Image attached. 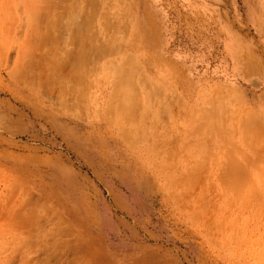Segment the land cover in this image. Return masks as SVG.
Instances as JSON below:
<instances>
[{
  "label": "rangeland",
  "instance_id": "374dc122",
  "mask_svg": "<svg viewBox=\"0 0 264 264\" xmlns=\"http://www.w3.org/2000/svg\"><path fill=\"white\" fill-rule=\"evenodd\" d=\"M84 2L74 85L62 0H0V264H264V0Z\"/></svg>",
  "mask_w": 264,
  "mask_h": 264
},
{
  "label": "bare ground",
  "instance_id": "6f19581e",
  "mask_svg": "<svg viewBox=\"0 0 264 264\" xmlns=\"http://www.w3.org/2000/svg\"><path fill=\"white\" fill-rule=\"evenodd\" d=\"M77 1H80V0H77ZM82 1H85L86 2V0H81V2ZM90 3H91V1L90 0H88ZM75 2V1H74ZM81 2H77V3H79V5L76 3V5H78V7H79V9H80V11H79V9H78V7L76 8V10H75V7L73 6V8H71L72 7V3L70 4V6L71 7H69V3H67V5L68 6H64L63 4H64V2H63V0H62V4L60 5L59 4V7H60V9H62L63 11H61V12H63V13H61V15H60V12H59V14H57V12H56V14L57 15H59L57 18V22L55 23V25H56V29L54 28V27H52V28H54L55 30H56V36H58V41L56 42L57 44H56V49H59V47H61L62 45H64V44H68V45H70V47H68L69 49H66V50H64V49H62V47H61V49H62V52H61V56H60V52L57 54H54V56L55 55H57V56H59V58H54L53 56V58L54 59H56V60H58L57 61V65L59 64V66L61 67V69L60 70H65V71H63L64 73H66L65 75H67V77H69L71 80L73 79V81H71L74 85H76V84H78V83H81V82H83V83H85V80H88V79H86V76H87V72L88 71H86V70H84L83 68H81L80 66L82 65V63H84V62H86V60H88L89 58H87V56H89L90 54H91V57L92 58H94V59H96L97 61L99 60V58L101 57V55H102V53L104 52V51H107V50H109L110 52H112V50L114 49V51H115V47L113 46V43H111V41L110 40H105V39H108V38H104L103 40H100V38H96V34H97V30H95L96 28L98 29V26H97V24H93V22H91V20L93 21L94 19H95V17H94V19H91L93 16H95V15H97V13H95V9H90L91 10V14H93V15H86L87 14V12H86V14H82V10H83V7H81ZM84 2V3H85ZM88 2V3H89ZM89 3V4H90ZM93 3H95L94 2V0H93ZM86 4V3H85ZM63 5V6H62ZM83 5V4H82ZM87 5V4H86ZM91 5H92V3H91ZM85 6V5H84ZM58 7V4H57V6H55L54 8H57ZM69 9H68V8ZM90 7V6H89ZM52 8V7H51ZM90 8H93V7H90ZM58 9V8H57ZM85 9H86V6L84 7V12H85ZM97 9V8H96ZM72 10H74V11H72ZM92 10H94V11H92ZM48 11V10H47ZM53 11V10H52ZM69 12V14H68V12ZM96 11H98V10H96ZM50 12V11H49ZM72 12H74L73 14H72ZM81 12V13H80ZM93 12V13H92ZM40 13H42V12H40ZM51 13V12H50ZM94 13H95V15H94ZM43 14H44V12H43ZM43 14H41V15H43ZM66 14H68V16L66 15ZM40 15V16H41ZM54 15H55V13H54ZM53 14H52V17L54 16ZM84 16V18H83V16ZM103 15V14H102ZM44 16H45V14H44ZM82 16V17H81ZM86 16H88V17H91L90 18V20H87V21H89V23L91 22V26H90V24L89 23H87V21H85L86 19ZM43 17V16H42ZM48 17H50V15L48 16ZM74 17H76V20L74 19ZM54 19V18H53ZM54 20V21H55ZM49 21H50V19H49ZM51 22V21H50ZM49 22V23H50ZM52 24H54L53 22H52ZM50 25V24H49ZM88 26H89V28H88ZM106 26H108V25H106ZM87 28V29H86ZM91 28V29H90ZM108 29V28H107ZM55 32V31H54ZM102 32V31H101ZM109 32H110V30H109ZM52 33V32H51ZM62 33H63V36L65 35V37H63L62 36ZM58 34V35H57ZM73 34V35H72ZM54 35V40H56V36ZM50 36H51V34H50ZM49 36V37H50ZM118 36V35H117ZM51 39H52V37H51ZM50 39V40H51ZM51 42H53V40L51 41ZM53 45V44H52ZM51 45V46H52ZM54 46V45H53ZM119 47V46H118ZM51 49H53V48H51ZM55 49V51H51V53L52 52H56L57 50ZM60 49V50H61ZM59 50V51H60ZM108 51V52H109ZM49 53V52H48ZM48 55V54H47ZM51 55V54H50ZM49 56V55H48ZM90 57V56H89ZM50 58V57H49ZM92 58H90L89 60H91V62L93 61L92 60ZM54 62V61H53ZM59 62V63H58ZM87 62H89L90 63V61H87ZM112 62V61H111ZM124 62V61H123ZM113 64L115 63V62H112ZM125 63H126V61H125ZM45 64H47V63H45ZM48 64H50L49 62H48ZM124 65V64H123ZM133 65H135V64H133ZM136 66V65H135ZM84 67H86V66H84ZM88 67V66H87ZM116 67H117V69H114V73H116L117 72V74H118V77L116 78V80H117V83H116V87L115 88H117V90L118 91H120L121 90V88H122V91H123V89H126V88H130L131 87V83H133V82H128L129 81V78H131V77H129L128 78V81H127V76L124 74V72L125 71H122V70H118V69H120V66L118 65H116ZM134 67V66H133ZM137 67V66H136ZM135 67V68H136ZM134 68V69H135ZM138 69V68H137ZM139 70V69H138ZM137 72V71H136ZM30 74H31V72H30ZM110 74H112V73H110ZM133 74H135V73H133ZM137 74V73H136ZM131 75V74H130ZM143 75V74H142ZM140 78H141V76H140ZM132 79H134V77L132 78ZM141 79H144L143 77L141 78ZM140 80V79H139ZM131 81V80H130ZM132 81H134V80H132ZM87 82L88 81H86V84H87ZM140 82V81H139ZM141 82H143V81H141ZM144 82H146V80L144 81ZM83 83H81V85L83 84ZM147 83V82H146ZM135 84V87H136V82L134 83ZM134 84H132V85H134ZM148 84V83H147ZM146 84V85H147ZM80 85V86H81ZM85 86V85H84ZM87 86V85H86ZM71 86H69V88H70ZM72 87H75V89L73 88H71L72 89V91L74 92L73 94H77L79 91H76L77 90V88H76V86H72ZM120 88V89H119ZM132 88H134V87H132ZM135 89H138V87L137 88H135ZM152 89V88H151ZM154 89L156 90V88L154 87ZM155 90H154V93H155ZM159 90V89H158ZM118 91H117V93H118ZM122 91H120L119 93H121ZM131 91V90H130ZM135 91V90H134ZM133 91V92H134ZM138 91V90H137ZM163 91V90H162ZM124 92V91H123ZM121 93V97L122 98H124V99H122L121 98V100L119 99V101H121L122 102V105L123 104H127L125 101H128V99L126 98L127 97V94H128V92L126 93V92H124V93ZM139 92V91H138ZM117 93H116V95H117ZM132 93V92H131ZM136 93V92H135ZM151 93H152V91H151ZM151 93L149 92V96L151 95ZM160 94H161V91L159 92ZM66 94V93H65ZM122 94H124L126 97H123L122 96ZM130 94V93H129ZM153 94V93H152ZM138 95H140L139 93H138ZM137 95V96H138ZM155 95H157V94H155ZM64 95H62V97H63ZM71 96V95H70ZM69 96V97H70ZM129 96V95H128ZM131 96V95H130ZM133 96H134V94H133ZM136 96V95H135ZM134 96V97H135ZM152 96V95H151ZM173 96V95H172ZM60 97H61V95H60ZM65 97V96H64ZM64 97H63V99H64ZM134 97H132L131 96V98L133 99ZM138 97H140V96H138ZM160 97V96H159ZM166 97V96H165ZM119 98V97H118ZM152 98V97H151ZM161 98V97H160ZM167 98V97H166ZM129 99H130V97H129ZM135 99V98H134ZM156 99V98H155ZM154 99V100H155ZM168 99V98H167ZM123 100H124V102H123ZM64 101V100H63ZM133 101H135L136 102V100H133ZM140 101V100H139ZM157 101V100H156ZM160 101V100H159ZM152 102V101H151ZM130 103V102H129ZM134 103V102H133ZM138 103V100H137V102H136V104ZM154 103V102H153ZM171 103V102H170ZM62 104V103H61ZM131 104V103H130ZM136 104L134 103V106H136ZM138 104H140V103H138ZM156 104V103H155ZM121 105V104H120ZM124 105V106H125ZM132 105V104H131ZM158 105V104H157ZM156 105V106H157ZM162 105V104H161ZM119 106V105H118ZM126 106H128V105H126ZM134 106L132 105V107L134 108ZM152 106V105H151ZM173 106V105H172ZM122 107V106H121ZM130 107V109H131V106H129ZM137 107V106H136ZM138 107H139V105H138ZM135 108V109H139V108ZM155 107V106H154ZM162 107V106H161ZM119 108H120V106H119ZM122 108H124V107H122ZM159 108V107H158ZM130 109H129V111H130ZM149 109V108H148ZM147 109V110H148ZM152 109V108H151ZM154 109V108H153ZM120 110V109H119ZM159 109H156L155 111H158ZM212 110V109H211ZM126 111V110H125ZM131 111H132V109H131ZM130 111V112H131ZM133 112V111H132ZM150 112L151 111H149V114H150ZM161 111L159 110V113H160ZM162 112H163V110H162ZM168 112V111H167ZM213 112H214V110H213ZM126 113V112H125ZM128 113V112H127ZM151 113H154V110L151 112ZM158 113V112H157ZM169 113V112H168ZM167 113V114H168ZM212 113V112H211ZM215 114L217 113V112H214ZM223 113V112H222ZM195 114V113H194ZM204 114V113H203ZM131 115V114H130ZM136 115V114H135ZM160 115V114H159ZM163 115V114H162ZM166 115V114H165ZM164 115V116H165ZM214 115V114H213ZM217 115H219V113L218 114H216V116ZM125 116V115H124ZM123 116V117H124ZM127 116H129V115H127ZM126 116V117H127ZM139 116V115H138ZM145 116V115H144ZM147 116V115H146ZM168 116V115H167ZM176 116V115H175ZM126 117H124L125 119H126ZM162 117V116H161ZM161 117H159L158 119H161ZM191 117V116H190ZM203 117H205V116H203ZM132 118V117H131ZM130 117L128 118L127 117V120H128V122L130 121V119H131ZM133 118H134V115H133ZM132 118V119H133ZM167 118V117H166ZM208 118V117H207ZM217 118H218V116H217ZM187 119V118H186ZM200 119H202V117L200 118ZM126 120V121H127ZM137 120H138V118H137ZM208 120V119H207ZM206 120V121H207ZM219 120V119H218ZM226 120V119H225ZM166 121H167V119H166ZM187 121V120H186ZM190 121V120H189ZM215 121V120H214ZM213 121V122H214ZM131 122H134V119L132 120V121H130V123L129 124H131L132 125V123ZM143 122H144V119H143ZM201 122H203V121H201ZM205 122V121H204ZM209 122H212V121H209ZM212 122V123H213ZM226 122V121H225ZM126 123V122H125ZM147 123V122H146ZM209 124H211V123H209ZM127 125H128V123H127ZM164 125V124H163ZM171 126H172V124H170ZM208 125V124H207ZM212 125V124H211ZM129 126V125H128ZM213 126H215V123H214V125ZM217 126H218V124H217ZM127 127V126H126ZM130 127V126H129ZM136 127H139V125L138 126H136ZM169 127V126H168ZM198 129H199V124H198ZM201 127V126H200ZM223 127V126H222ZM202 128V127H201ZM215 128V127H214ZM218 128H220V126L218 127ZM233 128H234V125H233ZM233 128H231V130H233ZM124 129H125V127H124ZM130 129L132 130V128L130 127L128 130L127 129H125V132L126 133H129V135H130V132H133V131H130ZM137 129V128H136ZM135 129V130H136ZM170 129V128H169ZM204 129V128H203ZM206 129H207V127H206ZM212 129H213V127H212ZM222 129V128H221ZM220 129V131H222V130H224V128L221 130ZM225 129H227V128H225ZM230 129V128H229ZM200 130V129H199ZM217 131H219V129H216ZM230 130V131H231ZM174 131V130H173ZM193 131H195V133H196V131L197 130H193ZM208 131H209V129H208ZM213 131V130H212ZM225 131V130H224ZM228 131V130H227ZM124 132V133H125ZM156 132V131H155ZM223 132V131H222ZM235 132V131H234ZM125 133V135H128V134H126ZM167 133V132H166ZM205 133V132H204ZM213 133H214V131H213ZM224 133V132H223ZM155 134V133H154ZM157 134V133H156ZM192 134H193V132H192ZM203 134V132L201 133V135ZM220 134H221V132H220ZM219 133H218V135H220ZM128 135V136H129ZM159 135H161V134H159ZM156 136V135H155ZM162 136V135H161ZM221 136V135H220ZM244 136V135H243ZM130 137V136H129ZM139 137V136H138ZM211 137H213V135L211 136ZM219 138H221V139H223V138H225L224 136H223V138L222 137H219ZM164 140V139H163ZM166 140V139H165ZM211 140V139H210ZM169 142H171L170 140H169ZM158 143V142H157ZM159 145V144H158ZM211 145H212V143H211ZM164 146V145H163ZM208 146V145H207ZM162 147V146H161ZM212 147V146H211ZM172 148V147H171ZM185 151V150H184ZM160 153V152H159ZM168 153H170L169 151H168V149H167V154ZM174 153V152H173ZM187 153H189V152H187ZM186 153V154H187ZM184 157H186V159H187V155L185 156V153H183L182 154ZM190 155V154H189ZM168 156V155H167ZM166 156V157H167ZM170 157V156H169ZM187 160H189V159H187ZM193 161V160H192ZM192 167V166H191Z\"/></svg>",
  "mask_w": 264,
  "mask_h": 264
}]
</instances>
